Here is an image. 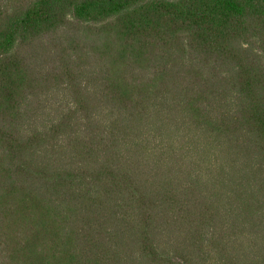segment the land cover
Segmentation results:
<instances>
[{
    "label": "trees",
    "instance_id": "16d2710c",
    "mask_svg": "<svg viewBox=\"0 0 264 264\" xmlns=\"http://www.w3.org/2000/svg\"><path fill=\"white\" fill-rule=\"evenodd\" d=\"M0 264H264V0H0Z\"/></svg>",
    "mask_w": 264,
    "mask_h": 264
}]
</instances>
